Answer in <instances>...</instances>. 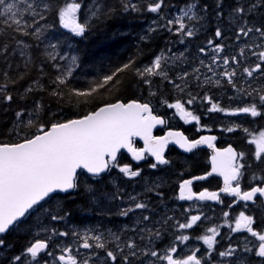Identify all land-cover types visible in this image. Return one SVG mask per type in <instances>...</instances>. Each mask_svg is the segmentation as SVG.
<instances>
[{"label":"snow or ice","instance_id":"6c2138e0","mask_svg":"<svg viewBox=\"0 0 264 264\" xmlns=\"http://www.w3.org/2000/svg\"><path fill=\"white\" fill-rule=\"evenodd\" d=\"M82 5L76 2H66L63 6L53 4V0H20L19 3L16 0L8 2V0H0V20L7 25L8 29L19 33L20 35L27 37L29 35L35 37L37 41L41 40L44 35V29L53 28V24H48L46 21V14L51 10L52 15L58 17L59 24L62 28L68 29L76 37H80L86 33V30L91 28L92 22L96 18H102L106 15L112 14L114 11L111 8L102 6L97 0L92 5L90 10V17L88 21L83 23L78 22L77 12ZM122 8L124 12H138L141 8L133 3L132 0H122ZM163 8V0H149L147 4V11L151 13H159ZM260 8H264V0H256V2L243 3L242 0H236L235 7L230 10L231 24L234 25V35L237 41L241 37L252 39L253 35L258 36L262 41L260 44H256L254 41L251 43L245 42L244 47L240 49L239 56H244L245 52H249L252 57L258 61L254 66L242 67V72L247 77H253L257 72L264 74V24L259 26L249 27L252 22L250 17L258 11ZM208 5H204L203 9L199 7L197 0H190L185 7L179 10V13L173 19H167L163 25H158L160 30L167 29L173 34V36H179L177 41L180 44H184L186 38H192L196 35L198 27L203 26L205 20L204 13H207ZM216 17L223 22L224 11L222 4H217ZM163 19V17H162ZM31 21V22H29ZM187 21V23H186ZM43 22V23H41ZM153 24H156L153 21ZM191 24L192 26H189ZM33 26H35L34 31ZM157 27H149L148 32H156ZM214 35L217 39L224 38V29L222 27H216ZM147 35L141 36V40H147ZM172 43L171 41L169 42ZM208 45L213 47V51L217 55H213L209 65H205L203 60L199 61L200 67L193 68L191 73L189 71L180 70V74L176 77L183 82L181 84H175L174 80H168V73L172 70L169 65H177L183 63L186 59L185 52L179 54L172 51L169 47L166 50H161L160 54H157L152 59L151 63L143 67L137 66V60L129 58V60L110 72L104 73L97 79L92 81V86L87 90H81L74 87H70L71 80L69 77L73 75V68L77 67L78 57L65 53L58 57L59 60H65L64 65H53L59 69V74L53 81V87L50 91V95L54 98L61 97H85L88 100L93 99L94 93H99L101 90H107L109 88L119 89L126 86V81L122 80L125 74L131 75L133 78L138 79L142 84L149 86L153 83V77L159 76L164 80H168L170 84H174V87L179 89L182 93L186 90L187 82L193 76L196 77L197 82L200 81V72L202 67H207L209 72H212L213 76L225 77L227 83L233 88H237L236 78L237 70L233 68L231 71L227 70V67L236 65L241 66L240 59L237 55L220 56L224 50L225 45L216 43L214 40H208ZM18 46L27 47L23 44V41L16 39ZM57 44H49L48 47L55 49ZM23 47L21 49V55H24ZM259 48V51L255 49ZM205 47L199 48V53H206ZM0 53H3L5 57L8 56V45L4 44L0 48ZM49 58L56 60V56L48 54ZM218 61L222 62L226 66L225 70L217 73L212 65H218ZM3 77L9 80V73L5 71ZM20 76L19 79H23ZM11 83H16V80H11ZM205 83L220 84L221 81L217 78L215 81L211 77H205ZM35 83V82H34ZM41 88L43 85L40 86ZM6 89V85H0V99L6 102H10L13 99L11 94H3ZM65 89L68 91L66 92ZM26 92H32V86H29ZM239 91L248 96L252 101L248 103L243 100L242 97H230V101H234L237 104H243L244 106H238L236 108H224L219 105V102H212V97L205 95L204 100L211 104L209 112H224L229 116H236L238 114H248L252 118H264V87H261L258 91H248L245 88H240ZM155 96V92L150 93ZM197 97L189 96L187 101L182 102L181 99H176L173 103L163 101L170 109H175L185 122L196 121L200 124V118L194 115L192 111L185 108V103L192 105L195 103ZM62 102V101H61ZM85 102H88L87 100ZM41 105L39 102L35 104V110L39 111ZM62 115L61 113L57 114ZM29 117L25 121V117ZM17 128L14 132L20 136L17 142H0V237L9 231H19L23 226L28 232H31V226L27 223V217L30 216L31 210L34 206H37L40 201L45 197H48L50 193L56 190L60 192H68L69 190L76 189V173L77 169H86L87 173L91 174L93 178H101L102 174L112 168H119V172L125 177L132 178L140 176L139 170H133L130 165L120 166L117 160V153L122 148H127L135 160L139 161L144 158V153H149L155 158V163L150 165L155 169L159 165H166L169 163L164 156L165 146L169 140L174 141L185 152H193L198 146L207 144L209 147H213L212 141L216 139L214 136H200L199 139L190 140L181 132L169 131L165 136L153 137L151 130L154 125L163 124L165 121L159 116L153 114V109L149 103H140L136 100L128 103H123L117 100L114 103H103L100 106L95 107L94 111H89L86 114L72 119H57L55 116L52 120L45 122H38L32 118V114L28 113L25 109H20L15 112L14 121ZM38 124V127H37ZM235 127H224L223 130L233 132ZM26 128H35L34 132H29L28 135H22ZM201 128H208L207 125H201L197 131ZM249 129L245 128L244 132L249 133ZM141 137L144 140L145 147L143 149H136L133 145V137ZM249 143L256 145L255 159L264 163V131L259 133V137H253ZM244 157V153H237L232 146L223 149L215 150V154L211 157L212 170L206 173L204 176L193 177L189 180H184L180 183L179 199L188 201H220V194L224 193L230 197H234L233 204L238 201L254 202L257 198V194L260 197H264V186H251L248 190L242 189L240 178L243 175V170L246 165L239 162ZM219 173L224 178V187L216 191H209L204 189L199 193L192 190L191 185L193 180H204L207 176H211L212 173ZM235 182V183H233ZM261 183H264V179H261ZM151 190V189H149ZM85 192L96 197V190L92 185L85 186ZM113 199H121L122 197L117 193L113 194ZM130 206L120 212L121 216H127L129 213L135 210H145L148 208L146 203L140 202L136 196L129 197ZM232 207V205H228ZM247 208V204H245ZM191 209H185V213H190ZM64 215H67L65 213ZM225 217H229L228 212H224ZM63 219V216L56 214L51 216L52 221ZM151 217L149 215H143L142 221H149ZM174 218L168 217L165 224L170 223ZM186 222H177L175 227L177 231L192 229L202 219H206L201 212L196 215H187ZM139 222V221H138ZM227 223V221H225ZM235 226L231 227V232L238 233L245 231L254 237L258 243V247H249V241L247 237H244L243 251L245 253L255 252V255L264 258V232H259L254 229V218L252 215H246L245 211H240L238 216L235 217ZM39 231L45 233V238L34 237L33 241L25 246L21 254L12 256L9 259L8 264H32L33 261L39 264L38 257L41 254H46L49 257L54 256V253L48 251L50 242L54 236H67V232H57L55 228H48L45 226H39ZM138 232L147 234L150 237L159 239L161 231L155 228H143L137 229ZM50 233V234H49ZM206 233L197 239L202 240L209 251L213 250V246L216 244L217 236L219 235V229L217 226L208 227ZM76 236V233H72ZM116 240H119V236H114ZM83 243L80 247L83 249H101L105 250L107 259L111 260L113 264H116L118 259L115 251L108 250L104 243L105 237L92 232H87L81 237ZM188 235H176L175 240L183 243L189 240ZM143 244V238L141 244H137L135 240H128L124 247L128 250L126 253L123 249H120L123 256L124 264H133L134 258L144 257V260H140L139 264H153V261L149 259L155 258L157 261H166L167 264H202V258L198 257V249L193 251L191 255L186 256L183 259H175L173 253L177 251V247L173 243L165 250L163 255H160L155 250H151L149 245L141 247ZM8 247L5 240L0 238V249ZM60 248V254L55 256V260L59 264H90L92 257H95V261L100 260V257L91 252L88 258L78 259L77 256L72 254V246L65 245ZM237 252V247L229 244L228 248L220 251V257H233ZM92 261V264H95ZM45 264L48 261L45 260ZM103 264H107L104 261ZM233 264H252V261L247 257H236L233 260Z\"/></svg>","mask_w":264,"mask_h":264},{"label":"trees","instance_id":"16d2710c","mask_svg":"<svg viewBox=\"0 0 264 264\" xmlns=\"http://www.w3.org/2000/svg\"><path fill=\"white\" fill-rule=\"evenodd\" d=\"M13 2V0H8ZM17 3L20 0H16ZM66 2H76L82 5L77 12L78 22L89 20L90 10L92 5L97 0H53V4L63 6ZM102 6L111 8L114 11L110 15L102 18H96L92 22L91 28L86 30V33L80 37H76L68 29L60 26L58 17L52 15L51 10L46 14L48 24H53L54 27L44 29V35L40 41L29 35L24 37L17 32L8 29L7 25L0 20V48L4 44L8 45V56L5 57L0 53V85H6L3 94H11L12 101L6 102L0 99V142H17L20 139L14 129L17 128L14 121L15 112L20 109H25L32 114V118L38 122L52 120L55 116L57 119H72L78 118L89 111H94L95 107L103 103H113L117 100L127 102L136 100L141 103H149L150 106L156 107L160 101H155L164 98L165 100H175L181 95V100H186L189 96L197 97L194 105L198 107L205 106L203 97L210 95L214 99L225 95L224 90H229L231 85L223 80V85L214 84L209 86L210 92H206L204 86L195 88H186L183 93L177 95L178 89L173 88V85L168 80L178 82L176 77L184 64L178 63L171 65V71L168 73V80H164L159 76L153 77L151 88L142 84L138 79L131 75L125 74L122 80L126 81V86L119 89L109 88L101 90L99 93L93 94V99L88 100L85 97H61L59 99L52 97L49 93L53 87V81L59 74V69L53 65H64L65 60H59L58 57L65 53L76 55L78 57L77 67L73 68V75L69 77L71 80L70 87L81 90H87L92 86V81L97 79L104 73L110 72L115 67L127 62L129 58L137 60V66L143 67L151 63L153 57L166 50L169 47L173 52H185L190 63L194 62L195 54L199 52L200 47H207L208 40H214L218 43L214 35L216 27H222L224 33L227 31L226 20L230 16L231 8L235 7L236 0H197L199 7L203 9L204 5H208L207 13H204L205 20L200 32L192 38H186L184 44L177 41L179 36H173L167 29L160 30L158 25L166 23L161 18L167 10L175 11L177 7L185 6L190 0H163V8L159 13H151L147 11L149 0H132L141 10L138 12H124L122 8V0H99ZM243 3L256 2V0H242ZM222 4L224 11L223 22L216 17L217 4ZM174 8V9H173ZM159 18L156 23H150L152 19ZM165 19V17H163ZM249 27L259 26L264 24V8H260L251 17ZM31 22V21H29ZM43 23V22H41ZM157 27L156 32H148L149 27ZM35 26H33L34 31ZM147 35L148 39L142 41L141 36ZM16 39L23 41L27 47L18 46ZM172 42L171 44L169 42ZM49 44H57L55 49L49 48ZM23 47L24 55H21ZM56 56V60L49 58L48 54ZM192 59V60H190ZM9 73V80L3 77V73ZM191 73L190 70H187ZM23 76V79H19ZM11 80H16V83H11ZM193 80V77L190 79ZM194 80L196 77L194 76ZM35 82V83H34ZM43 85L41 88L40 86ZM32 86V92L25 90ZM188 87V85H187ZM67 92L68 90L65 89ZM155 92L152 96L150 93ZM180 98V97H179ZM152 99L154 101H152ZM88 102H85V101ZM62 101V102H61ZM39 102L41 107L39 111L35 110V104ZM158 104V105H159ZM161 111V112H160ZM160 113H166L163 107L159 108ZM61 113L62 115H57ZM29 117H25V121ZM38 127V124H37ZM250 129V128H249ZM34 132L35 128H26L22 135H28L29 132ZM138 146L137 143H134ZM117 160L120 165L130 164L128 156L121 152ZM177 160L174 159V162ZM137 166H135L136 168ZM172 165V170L174 168ZM141 174L136 177L133 182L137 189L145 186V178L147 167L143 164L140 166ZM118 168H112L109 172L104 173L100 179L93 178L84 172H78L76 176L77 188L67 194H54L48 197L43 203L31 210L30 216L27 217V223L31 226V232H28L23 226L19 231L13 230L4 234L2 237L8 245L4 249H0V264H8L12 256L21 254L26 245L33 241L34 237L45 238V233L39 231V226L55 228L57 232H67V236H54L50 242L48 251L54 253V256L49 257L46 254H41L38 257L39 264H57L54 257L59 254L60 248L65 245H71L72 249L76 247V236L72 235L70 227H88L90 232L97 231V209L100 207L99 196H103L102 186L106 188L111 182L114 187L110 190V199L113 194L121 191L120 187L124 180L123 174L117 172ZM120 178L118 181H110L107 178ZM105 179V180H104ZM127 181V180H126ZM92 185L96 190V197L85 192L86 185ZM109 191V190H108ZM107 192V191H105ZM169 200L175 199L176 185L170 183L167 186ZM113 199V198H112ZM67 213V215H64ZM59 214L63 219L52 221L51 216ZM50 234V233H49ZM32 264H36L35 261Z\"/></svg>","mask_w":264,"mask_h":264},{"label":"flooded vegetation","instance_id":"af4514ba","mask_svg":"<svg viewBox=\"0 0 264 264\" xmlns=\"http://www.w3.org/2000/svg\"><path fill=\"white\" fill-rule=\"evenodd\" d=\"M155 20L158 22L160 19H152L150 23H153ZM162 20L164 21L165 19ZM226 23L227 31L224 33V38L218 40V43L225 45L223 52L219 55L229 57L237 55L240 59L241 66L237 67L236 65H232L231 67H227L228 71H231L233 68L237 70V88L231 86L229 90H224L225 95L219 97L218 100L212 97V102L215 103L218 101L219 105L224 108H236L244 105L230 101V97H242V99L248 103L252 102L248 96L239 91L240 88H245L248 91H258L261 87H264V74L257 72L253 77H247L242 72V67H251L258 62L255 57H252L249 52H245L244 56H239L240 49L244 47L245 42L251 43L254 41L256 44H260L262 41L256 35H253L251 40L241 37V39L237 41L234 35V25L231 24L230 16L227 18ZM205 48L207 49L206 55H208V57L201 56L202 54L197 52L194 58L195 61L190 63L185 56L186 59L184 61H187V63L183 66L184 70L192 71L193 68L200 67V60H203L204 64L207 63L206 65L210 64L212 56L217 54L213 51V47L208 45ZM259 50V48L255 49V51ZM182 64H184V62ZM212 66H214V70L217 73L224 71L226 68L220 61H218V65ZM204 68L207 69V67L201 68L199 83L197 80H194L193 76V80H188V87L186 88L204 86L208 87V89H205L206 92L211 91L209 86H214V82L210 84L205 83V77H211L212 80L215 81L217 76L211 75L210 73L212 72L209 71V73H206ZM223 78L226 79L225 77L220 78L221 85H223ZM175 84H181L182 87L184 86L181 80L178 82L175 81ZM172 85L173 88H175L174 84ZM179 93L182 92L178 89L177 95ZM177 99H181V95L177 96ZM175 100L166 101L168 103H173ZM152 101L154 100L152 99ZM155 101H160V104L158 103L159 105L156 104V107H154L153 104L155 103H153L152 106H150L153 109V114L159 116L165 122L161 126L156 127L153 131V137H162L169 131L181 132L190 140L199 139L200 136H214L216 139L212 141L213 147L204 144V146L198 147L193 150V152H183L172 144L166 145L164 156L169 163L166 165H159L155 169L150 167L152 163H155V160L149 153L145 154L144 160L140 163H135L128 157L130 164L127 165H130L133 170H139L141 173L140 166L144 164L147 167L145 173L148 179L146 178V188L144 189L148 188V190L143 189L137 191V187L133 182L136 177L128 178L124 175V180H122L124 184H122V187H120L121 191L118 193L122 197L121 199H104V197H111L110 190L114 187V184L111 182L106 188L102 186V191L104 192L103 198L100 201V207L97 209V231L95 234L105 237L104 243L106 248L115 251L118 257L116 264H124L120 249H123L125 253L128 251L124 247L127 241L135 240L137 244H141L142 238L143 244L141 247L149 245V241H151V250L157 251L160 255H163L165 250L174 243L177 247V251L173 253L175 259L186 258V256L191 255L193 251L198 249V257L202 258V264H233V260L236 259V257H247L248 260L252 261V264H264V258L256 256L255 252L245 253L243 251L244 237L252 241V243H249V247H258L255 238L251 237L250 234L245 231L234 233L230 230L231 227L235 226V217L243 210L246 215L253 216L254 229L259 232H264V197H260L259 194H257V198L254 202L238 201L233 204L234 197L219 193V190L224 187V178L217 172L212 173L211 176H207L204 180H193L191 188L196 193L204 189L216 191L220 194V201H188L178 198L180 192L179 185L182 181L197 176H204L206 173L211 172V151L223 150L230 145L237 153H244V157L239 160L240 163L246 165L239 181L242 189L248 190L251 186H264V183H261V179H264V163L255 159L254 154L256 145L254 143H249L253 137L258 138L259 133L264 131V118H252L248 114L229 116L224 112L210 113L208 110L211 104L203 99L205 106L202 108L194 104L188 105L185 103V108L192 111L194 115L200 118V124H197L196 121H191L190 118V122H185L175 109H170L163 103V101H165L164 98L159 100L155 99ZM185 101H187V99L182 100V102ZM160 107H163L166 113H160L161 111L158 112ZM201 125H207L208 128H201L200 131H197ZM237 125L239 127L233 132L223 130L224 127H235ZM245 128H250L249 133L244 132ZM134 143L138 144V146L134 145L136 149L143 148L140 142L134 140L133 144ZM174 159L177 161L174 162ZM173 164L175 167L172 170L171 167ZM123 165L125 164L120 166ZM135 166L137 167L135 168ZM109 171L110 169L107 172ZM107 180L118 181L120 178L111 177L107 178L106 181ZM170 183L176 185L175 199L173 201L169 200V194L167 192V186ZM131 196H136L140 202L146 203L148 208L145 210L137 209L127 216H121L120 212L130 206L131 202L129 197ZM125 198L126 200H124ZM230 204L232 207H228ZM245 204H247V208H245ZM185 209H191L190 213H185ZM138 211L140 212L137 214ZM201 212L206 219H202L192 229L177 231L175 227L177 222H186L185 218L187 215H196ZM224 212H228L229 217H225L223 215ZM143 215H149L151 219L149 221H142ZM168 217L174 218L169 222L171 227L165 224ZM225 221H227V223ZM153 225L161 231L159 239L150 237L147 232L140 233L137 231V229L145 226L147 228H152ZM214 225L218 227L219 235L216 238L217 242L213 246V250L209 251L207 245H205L202 240L197 239V237L207 234L206 229ZM82 229H85L84 233L90 232V228L88 227H83ZM181 234L188 235L190 239L183 243L176 241L175 236ZM114 236H119L120 239L116 240ZM76 238V247L72 249V254L77 256L78 259L88 258L91 252H95L100 257V260L95 261V257H92L90 264H92V261H95V264H103L104 261H107V264H113L111 260L107 259L105 250L95 248L83 249L80 247V244L83 243L81 236H77ZM229 244L237 247L236 254H234L233 257H220L219 252L227 249ZM149 259L153 261V264H167L166 261L160 262L151 257H149ZM140 260H144V257L134 258L133 264H139ZM56 262L59 264L58 261ZM145 264H147V261H145Z\"/></svg>","mask_w":264,"mask_h":264},{"label":"water","instance_id":"95a60500","mask_svg":"<svg viewBox=\"0 0 264 264\" xmlns=\"http://www.w3.org/2000/svg\"><path fill=\"white\" fill-rule=\"evenodd\" d=\"M130 101H133V100H129V101H127V102H123V101H121V102H123V103H128V102H130ZM138 102H139V101H138ZM113 103H114V102H113ZM140 103H141V102H140ZM161 125H162V124H157V125H154V126H153V128H152V130H151V135H152V136H153V131L156 129V127L161 126ZM167 133H168V132H166V134H167ZM166 134H165V135H166ZM165 135H164V136H165ZM132 140H133V141L136 140V141L140 142V143L143 145V148L145 147L144 140H143L141 137H139V136H137V137H133ZM170 144L176 146L178 149H180L181 151L185 152V151H184L183 149H181V148L179 147V145L176 144L174 141L169 140V142H168L167 145H170ZM132 146L134 147V145H132ZM202 146H204V145H200V146H198V147H202ZM134 148H135V147H134ZM143 148H142V149H143ZM165 148H166V146H165ZM121 151L125 152V153L131 158V160H132L133 162H135V163H140V162H142V161L144 160V158H143L142 160H139V161L135 160L134 157L132 156V153L129 152L127 148H122V149H120L119 152L117 153V156H118V154H119ZM164 152H165V149H164ZM146 153H147V152L144 153V157H145V154H146ZM214 154H215V151H211V157H212ZM153 159L155 160L154 157H153ZM211 162H212V160H211ZM80 171H81V172H84L85 174H87V175H89V176H91V174L87 173L86 169H77L76 176H77L78 172H80ZM103 174H104V173H103ZM72 190H73V189H72ZM72 190H69L68 192H60L59 190H56V191H54L53 193H50L49 196L54 195V194H67V193H69V192L72 191ZM49 196H48V197H49ZM48 197H45L42 201L39 202L38 205H40L41 203H43ZM38 205H37V206H38ZM35 207H36V206H34V208H35Z\"/></svg>","mask_w":264,"mask_h":264},{"label":"rangeland","instance_id":"374dc122","mask_svg":"<svg viewBox=\"0 0 264 264\" xmlns=\"http://www.w3.org/2000/svg\"><path fill=\"white\" fill-rule=\"evenodd\" d=\"M183 7H185V6H182V7H177L176 9H174L175 11L173 12V11H169V10H167L166 12H165V15L166 16H163V17H165V20H167V19H173V18H175L176 17V15L179 13V10L181 9V8H183ZM157 19H159V18H157ZM156 21V23H157V20H155ZM186 23H187V21H186ZM189 26H192L191 24H189ZM202 27H198L197 28V31H196V34H198L199 32H200V29H201ZM175 53H177L178 54V52H175ZM201 56H204V57H208V55H206V53H204V54H202ZM207 64V63H206ZM205 64V65H206ZM169 66H171V65H169ZM213 68H214V66H212ZM204 71L206 72V73H209L208 72V70L206 69V68H204ZM211 75H213L212 73H210ZM222 76H220V77H217V78H221ZM216 78V79H217ZM145 182H147V179L145 178ZM144 188H146V186H144V187H142L141 189H137V191H139V190H143ZM102 189V188H101ZM144 190H148V188L147 189H144ZM138 195V194H137ZM102 196H99V200L101 201L102 200ZM104 199H110V198H108V197H104ZM124 200H126V198L124 199ZM140 211H138L137 212V214L139 213ZM136 214V215H137ZM70 229L73 231L72 233H76L77 234V236L78 237H83L84 235H85V233H87V232H85L84 233V231H85V229H82V228H78V227H70ZM59 254H60V252H59ZM59 254H57V255H59Z\"/></svg>","mask_w":264,"mask_h":264},{"label":"bare ground","instance_id":"6f19581e","mask_svg":"<svg viewBox=\"0 0 264 264\" xmlns=\"http://www.w3.org/2000/svg\"><path fill=\"white\" fill-rule=\"evenodd\" d=\"M135 141H136V140H135ZM133 145H134V144H133ZM121 152H123V151H121ZM121 152H120V153H121ZM120 153H119V154H120ZM123 153H125V152H123ZM119 154H118V155H119ZM125 154H126V153H125ZM126 155H127V154H126ZM127 156H128V155H127ZM117 157H118V156H117ZM128 157H129V156H128ZM80 172H81V171H80ZM105 173H106V172H105ZM102 175H103V174H102ZM49 197H50V196H49Z\"/></svg>","mask_w":264,"mask_h":264}]
</instances>
